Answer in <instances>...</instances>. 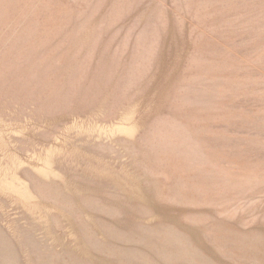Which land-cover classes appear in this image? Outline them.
<instances>
[{
  "label": "rangeland",
  "instance_id": "obj_1",
  "mask_svg": "<svg viewBox=\"0 0 264 264\" xmlns=\"http://www.w3.org/2000/svg\"><path fill=\"white\" fill-rule=\"evenodd\" d=\"M0 126V264H264V0H0Z\"/></svg>",
  "mask_w": 264,
  "mask_h": 264
},
{
  "label": "bare ground",
  "instance_id": "obj_2",
  "mask_svg": "<svg viewBox=\"0 0 264 264\" xmlns=\"http://www.w3.org/2000/svg\"><path fill=\"white\" fill-rule=\"evenodd\" d=\"M108 129H109V131L111 133H115V132L119 133V132H121V133H126V134L131 135V134H134V132L136 131V125L132 124L130 122L129 123H127V122H119V123H117L115 125H111V127L109 126ZM0 145H2V146H6L7 145V141L4 138V136L2 134V131H1V126H0ZM56 151H57V148H55V147H51V148H49L47 150V152L44 155V157H42V165L35 167L36 173H38L40 176H42V177H44L46 179H50V178H53L54 176H56L57 173L54 171V169L52 167L53 155H54V153ZM16 160H17V158L15 156L13 158V161H12L11 165L12 164L14 165L17 162ZM0 168H2V167H0ZM11 169H12L11 167L8 168L7 170H5V172L2 174V176H0V192L11 194V196L12 195L16 196L17 198H20L21 200L23 199L24 201H27L28 203H30L33 206V208H41L42 207V203H40L35 198V195L33 193L34 191H32L31 187L26 182H24V180H22V178L19 177L18 174H16L15 172L11 171ZM43 208H45V210L47 212L49 211L48 206L43 207ZM1 257H2V255H1Z\"/></svg>",
  "mask_w": 264,
  "mask_h": 264
}]
</instances>
